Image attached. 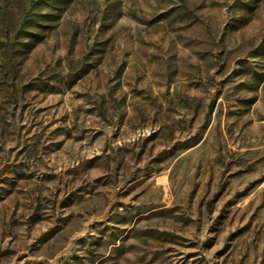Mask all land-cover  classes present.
I'll use <instances>...</instances> for the list:
<instances>
[{"label": "rangeland", "instance_id": "374dc122", "mask_svg": "<svg viewBox=\"0 0 264 264\" xmlns=\"http://www.w3.org/2000/svg\"><path fill=\"white\" fill-rule=\"evenodd\" d=\"M0 264H264V0H0Z\"/></svg>", "mask_w": 264, "mask_h": 264}]
</instances>
